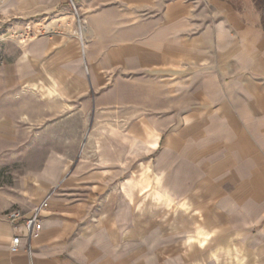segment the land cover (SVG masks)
<instances>
[{"label":"crops","instance_id":"crops-1","mask_svg":"<svg viewBox=\"0 0 264 264\" xmlns=\"http://www.w3.org/2000/svg\"><path fill=\"white\" fill-rule=\"evenodd\" d=\"M71 2L89 30L84 59L88 60L92 83L97 85L99 72L111 68L130 74L159 72L168 67L171 93L184 95L180 105L176 102L171 108L185 111V127L181 129H172L178 124V113L170 115L171 130L166 138L169 168L173 180L175 161L182 156L178 155L180 149L185 155L187 173L193 174L181 189L191 193L177 194L176 182L166 187L163 171L152 174L146 166L139 178L132 180L134 188L131 189L130 182L122 183L121 209L100 216L93 226L79 207L74 206L72 212L66 199L49 200L39 235L33 242L32 263L143 264L140 255L158 251L155 242L162 237L163 224L155 215L137 214L142 201L133 204L134 215L130 208L131 195L134 197L131 190L138 201L150 198L172 212L181 210L189 214L195 237L186 243L193 241L199 247L210 240L211 232L204 227L216 229L226 221L235 224L248 220L242 218L243 212L251 213L250 220L254 219L253 212L264 206V24L256 3L253 0ZM64 13L70 14L66 0H4L0 21L10 15L13 20L25 16L24 23L38 29L41 25L45 28L59 23L63 19L59 15ZM50 16L58 18L49 22ZM20 23L17 20L16 26H22ZM64 23H68L66 19ZM48 35H34L26 42L25 56L32 67L30 70L27 65L26 76L37 78L41 71L48 79L47 86L37 88L40 80H36L37 83L31 82V88L36 87L40 94L49 97L54 95L51 89L54 82L59 95L84 93L80 49L71 39ZM53 38H60L57 48L63 67L61 73L47 74L41 64ZM179 77L185 79L180 90ZM142 134L148 150L159 149L161 137L153 128L143 125ZM197 175L203 177L197 179ZM226 189L229 194L223 197ZM227 206L233 207L227 210L233 212L230 216L221 209ZM12 235L13 229L0 208V264H28L29 259L22 251L9 252ZM233 251L236 263L241 264L243 257L238 256L239 250ZM209 257L216 258V252L212 251Z\"/></svg>","mask_w":264,"mask_h":264},{"label":"rangeland","instance_id":"rangeland-1","mask_svg":"<svg viewBox=\"0 0 264 264\" xmlns=\"http://www.w3.org/2000/svg\"><path fill=\"white\" fill-rule=\"evenodd\" d=\"M70 1L66 0L70 14L59 15L63 19L53 27L60 25L58 35L71 39L79 50L78 40L73 36L77 25L75 21L69 22L73 19ZM253 1L263 15L264 0ZM9 17L8 31L21 34L26 26L25 16L17 19L22 22L19 27L16 26L17 20H13L11 15ZM79 17L85 21L82 15L79 14ZM57 18L50 16L49 22ZM65 19L68 23L64 24ZM86 25L85 21L82 32L84 46L89 34ZM41 26L39 28L44 27ZM51 26L47 27L53 29ZM5 28L4 25L1 30ZM33 30L36 35L39 29ZM3 34L0 36L2 214L18 210L28 215L31 207L51 192L50 201L66 199L68 208L73 212L74 206L79 207L83 217L93 226L100 216L114 214L121 209L119 195L123 192L122 183L130 182L131 189L134 188L132 180L138 179L146 166L152 174L163 171L162 179L166 187L176 182L174 191L177 194L186 196L191 193L181 189L188 183L187 177L191 179L193 174L187 173L185 155L180 149L178 155L182 156H178L175 161L173 180L169 168L166 138L171 130L170 115L178 113V124L172 129H181L185 127V111L171 108L176 102L179 106L184 95L180 92L171 93L168 67L159 72L135 71L130 74L111 68L99 72L96 85L90 77L88 60L84 59L85 51L84 56L80 51L78 57L80 62L82 60L85 92L59 95L57 85L52 82L55 86V89L51 87L54 95L44 97L37 88L47 86L48 79L42 76L41 71L42 77L26 76L29 66L30 70L32 68L25 56L26 42L20 41V38H9L7 32ZM58 39L50 40L49 52L41 64L47 74L61 73L63 67L57 48ZM98 58L96 50L95 59ZM36 80H40V83L33 90L31 82L37 83ZM184 81V77L178 78L179 90ZM159 122L162 125L155 126ZM143 125L153 128L156 135L161 137L158 150L150 151L146 147ZM200 177L203 175L196 176L197 179ZM223 192V197L228 196L229 190ZM130 193L134 195H131V211L136 201H142L140 211L137 210L138 206L135 207L137 214L155 215L163 224L162 237L155 242L158 251L140 255L141 263L237 264L233 251L237 248L238 256L243 257L241 264H264V206L253 212L254 219L250 220L251 213L243 212L242 218L247 217L248 220L235 224L226 221L216 226V229L204 227L211 232V236L204 246L199 247L193 241L186 243L187 239L195 237L189 214L181 210L172 212L150 198L138 201L136 193L133 190ZM232 208L221 207L226 211ZM136 212L133 211L134 215ZM229 214L233 212L227 211L226 216ZM212 251L216 252L217 259L209 257Z\"/></svg>","mask_w":264,"mask_h":264},{"label":"built area","instance_id":"built-area-1","mask_svg":"<svg viewBox=\"0 0 264 264\" xmlns=\"http://www.w3.org/2000/svg\"><path fill=\"white\" fill-rule=\"evenodd\" d=\"M3 4L4 0H0V8ZM70 4L72 7L71 16L73 17L71 22L73 23V21H75L77 25V31L73 33V36H75V38L78 40L81 54L84 56L85 42L82 32L85 29V21L79 17L77 9L71 1ZM9 21L10 19L5 20L4 22L0 21V36L4 35V32H7L9 34V38H20V41L25 42L31 40V38L34 36L33 29L27 24H25L26 26L24 27L21 34H18L15 31H8L7 23ZM4 25L6 28L3 31L1 29ZM59 26H57V28L52 27L53 29H49V27L38 28L39 30L37 31L36 35L43 36L48 34H59L58 31H61V27ZM51 196V192L47 193L38 203L31 207L28 215H25L18 210H11L3 214L4 219L11 225L13 229V235L9 241V252L15 254L22 251L29 259L28 264H33L31 261L34 249L33 242L39 235L40 223L42 221L43 214L49 206V200Z\"/></svg>","mask_w":264,"mask_h":264},{"label":"bare ground","instance_id":"bare-ground-1","mask_svg":"<svg viewBox=\"0 0 264 264\" xmlns=\"http://www.w3.org/2000/svg\"><path fill=\"white\" fill-rule=\"evenodd\" d=\"M57 26V25H56ZM51 27H53V26H51ZM47 28V27H46ZM49 29H51V28H49ZM51 87L53 88V89H55V86H54V84L53 83H51Z\"/></svg>","mask_w":264,"mask_h":264},{"label":"trees","instance_id":"trees-1","mask_svg":"<svg viewBox=\"0 0 264 264\" xmlns=\"http://www.w3.org/2000/svg\"><path fill=\"white\" fill-rule=\"evenodd\" d=\"M263 24H264V14H263Z\"/></svg>","mask_w":264,"mask_h":264}]
</instances>
